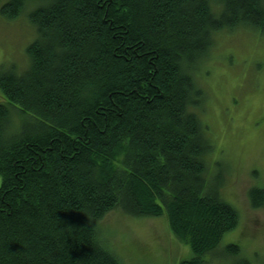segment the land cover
<instances>
[{
    "label": "trees",
    "instance_id": "trees-1",
    "mask_svg": "<svg viewBox=\"0 0 264 264\" xmlns=\"http://www.w3.org/2000/svg\"><path fill=\"white\" fill-rule=\"evenodd\" d=\"M28 1L26 67L0 69V264H122L99 227L116 207L164 215L190 247L176 264H207L238 213L208 175L193 69L214 33L264 28V0H0V14Z\"/></svg>",
    "mask_w": 264,
    "mask_h": 264
},
{
    "label": "rangeland",
    "instance_id": "rangeland-1",
    "mask_svg": "<svg viewBox=\"0 0 264 264\" xmlns=\"http://www.w3.org/2000/svg\"><path fill=\"white\" fill-rule=\"evenodd\" d=\"M30 7L28 1L12 19L0 14L1 70L26 67V48L36 35L27 18ZM193 73L203 90L196 112L212 140L209 160H217L208 175L220 173L221 197L238 213L217 254L205 259L207 264H262L264 204L252 207L248 190L264 189V28L240 25L214 33ZM0 102H6L1 94ZM11 112L14 125L20 126L17 109ZM99 227L122 264H176L190 255L189 245L173 236L164 215L134 217L116 207L99 220ZM229 243L238 245L237 255L224 250Z\"/></svg>",
    "mask_w": 264,
    "mask_h": 264
}]
</instances>
